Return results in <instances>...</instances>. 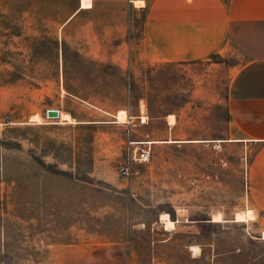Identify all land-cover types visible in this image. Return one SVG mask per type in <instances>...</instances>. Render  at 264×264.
<instances>
[{"label":"rangeland","instance_id":"obj_1","mask_svg":"<svg viewBox=\"0 0 264 264\" xmlns=\"http://www.w3.org/2000/svg\"><path fill=\"white\" fill-rule=\"evenodd\" d=\"M4 3L0 264H77L111 243L128 244L131 264H264V186L246 185L245 148L165 142L169 115L191 136L230 135L229 86L246 60H136L144 15L130 2ZM140 142L156 143L134 164Z\"/></svg>","mask_w":264,"mask_h":264},{"label":"crops","instance_id":"obj_2","mask_svg":"<svg viewBox=\"0 0 264 264\" xmlns=\"http://www.w3.org/2000/svg\"><path fill=\"white\" fill-rule=\"evenodd\" d=\"M118 1L130 2L135 12L144 15L140 46L135 47L136 60L170 64L198 63L215 56L224 59L237 56L246 60L229 86L230 135L217 139L191 136L178 129L184 119L169 115V120L174 116L175 122H167L165 142L180 146L216 142L220 147L245 148L248 157L246 185L264 186V0ZM137 1L144 4L137 6ZM4 5L9 8L8 3L0 0V11L4 10ZM131 43L137 44V40L131 39ZM237 215L235 222L251 220H237ZM261 239L264 241V232ZM192 247L200 250L199 255L195 256ZM129 249L126 243H111L87 254L77 264H131ZM190 251L194 257L201 255L198 246H191Z\"/></svg>","mask_w":264,"mask_h":264},{"label":"built area","instance_id":"obj_3","mask_svg":"<svg viewBox=\"0 0 264 264\" xmlns=\"http://www.w3.org/2000/svg\"><path fill=\"white\" fill-rule=\"evenodd\" d=\"M135 145L136 146L133 147V151H132V157H131L132 163L143 164V163L148 162L151 157V153H152L151 142H140ZM121 171L124 175L128 176L130 174L129 169L127 167H123ZM181 217H182V220H181ZM181 217L177 216L176 222H184V220H187V218L184 219L183 216Z\"/></svg>","mask_w":264,"mask_h":264},{"label":"bare ground","instance_id":"obj_4","mask_svg":"<svg viewBox=\"0 0 264 264\" xmlns=\"http://www.w3.org/2000/svg\"><path fill=\"white\" fill-rule=\"evenodd\" d=\"M144 3L143 2H140V1H137L136 2V5L137 6H141V5H143ZM54 112H55V116H53V117H51V116H49V118H57V119H59L60 120V122H62V123H72L73 122V118H72V116L69 114V113H65V112H63V111H59V110H53ZM146 119V118H145ZM35 121V123H39V124H41L42 123V119H41V117L39 116V115H35L34 117H33V122ZM118 122L119 123H126L127 122V114H126V112L125 111H121L120 113H119V115H118ZM170 122L172 123V124H174V122H175V117L174 116H171L170 117ZM168 218H169V215H168ZM162 219V218H161ZM174 223V222H173ZM175 224V223H174ZM192 248H194V247H192ZM194 250V253H195V256L196 255H199V253H200V250L198 249V248H194L193 249Z\"/></svg>","mask_w":264,"mask_h":264},{"label":"water","instance_id":"obj_5","mask_svg":"<svg viewBox=\"0 0 264 264\" xmlns=\"http://www.w3.org/2000/svg\"><path fill=\"white\" fill-rule=\"evenodd\" d=\"M49 116H51V117L55 116V112L53 110H50L49 111Z\"/></svg>","mask_w":264,"mask_h":264}]
</instances>
